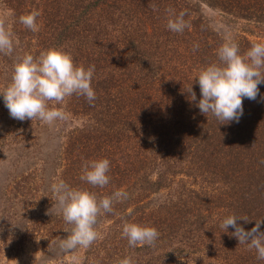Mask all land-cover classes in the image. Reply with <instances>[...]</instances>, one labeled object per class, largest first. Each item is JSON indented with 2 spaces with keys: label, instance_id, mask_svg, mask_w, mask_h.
<instances>
[{
  "label": "trees",
  "instance_id": "trees-1",
  "mask_svg": "<svg viewBox=\"0 0 264 264\" xmlns=\"http://www.w3.org/2000/svg\"><path fill=\"white\" fill-rule=\"evenodd\" d=\"M202 5L264 33V0H0V20L17 41L12 56L0 54V88L25 53L38 57L57 47L78 66L95 65L94 104L73 95L56 105L68 123L56 133L60 145L47 159L37 206L36 264L73 252L79 264H121L126 258L131 264H264L255 249L231 235L233 227L227 232L220 227L233 213L249 219L237 220L246 231L264 220V83L256 100H243L238 123L207 118L189 100L192 83L200 99L197 72L229 40L209 25ZM168 8L187 11L190 27L182 34L167 29ZM33 10L40 12L35 32L19 22ZM244 33L235 40L241 52L259 42L249 38L251 29ZM0 116L21 135L41 122L11 118L2 97ZM100 157L111 162V180L102 189L80 179L83 163ZM60 179L100 197L129 193L98 218V238L88 248H58L70 227L50 214L55 213L51 184ZM125 220L154 226L160 233L155 246L130 247L122 237Z\"/></svg>",
  "mask_w": 264,
  "mask_h": 264
},
{
  "label": "clouds",
  "instance_id": "clouds-1",
  "mask_svg": "<svg viewBox=\"0 0 264 264\" xmlns=\"http://www.w3.org/2000/svg\"><path fill=\"white\" fill-rule=\"evenodd\" d=\"M153 5V11H156ZM186 10L166 9L167 29L182 34L190 27L185 19ZM38 10L22 15L19 22L27 29L38 30ZM17 47L13 32L5 21L0 20V54L12 56ZM199 44L193 45V51ZM217 59L202 66L196 74L195 81L200 88V99L197 100L192 84L187 88L189 100L196 102L200 112L207 118L210 114L220 124L239 122L243 116V100H256L259 85L264 83V42H255L241 52L239 44L230 39L221 44L216 52ZM95 65L84 67L76 65L72 55L62 48L51 47L42 51L39 56L25 53L13 62L10 82L0 88L5 107L10 117L19 121L39 119L51 126L56 121L66 119L65 112L56 105H62L67 97L83 96L94 104L97 99L92 86ZM55 102L50 105L49 102ZM111 162L106 157L87 160L83 163L80 179L94 188L109 185ZM55 198V213L62 216L70 227L68 233L58 243L61 252H71L77 248H88L98 238V218L113 212L114 202H123L129 198L126 190H116L110 196L100 197L88 188L73 187L63 179L51 184ZM238 219L248 221L247 217L236 214L225 216L220 227L227 232L229 226L234 228L231 235L238 238L240 245L255 249L257 259L264 260V231L256 221L254 227L246 231L237 223ZM159 231L149 224L125 220L122 237L130 247L138 245L155 246ZM121 264H131L124 259Z\"/></svg>",
  "mask_w": 264,
  "mask_h": 264
},
{
  "label": "rangeland",
  "instance_id": "rangeland-1",
  "mask_svg": "<svg viewBox=\"0 0 264 264\" xmlns=\"http://www.w3.org/2000/svg\"><path fill=\"white\" fill-rule=\"evenodd\" d=\"M201 11L209 25L226 39L237 40L251 29L254 36L249 38L264 42V33L251 24L205 5ZM67 123L59 120L49 126L41 121L31 127L32 132L21 135L16 124L0 119V264H36L40 254L34 238L37 206L45 184L47 159L60 145L56 133ZM25 142L31 146H25ZM78 260L73 252L49 264H79Z\"/></svg>",
  "mask_w": 264,
  "mask_h": 264
}]
</instances>
